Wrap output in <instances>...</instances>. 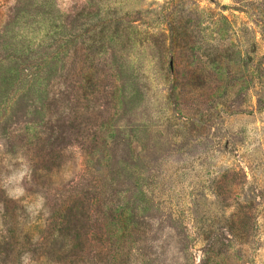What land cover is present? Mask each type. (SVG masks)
I'll return each instance as SVG.
<instances>
[{
    "label": "rangeland",
    "instance_id": "rangeland-1",
    "mask_svg": "<svg viewBox=\"0 0 264 264\" xmlns=\"http://www.w3.org/2000/svg\"><path fill=\"white\" fill-rule=\"evenodd\" d=\"M26 262L264 264V0H0V264Z\"/></svg>",
    "mask_w": 264,
    "mask_h": 264
},
{
    "label": "clouds",
    "instance_id": "clouds-1",
    "mask_svg": "<svg viewBox=\"0 0 264 264\" xmlns=\"http://www.w3.org/2000/svg\"><path fill=\"white\" fill-rule=\"evenodd\" d=\"M18 192H20L21 194H22V190H17ZM26 255L28 256V257H30V253H26ZM26 264H27V262H26Z\"/></svg>",
    "mask_w": 264,
    "mask_h": 264
}]
</instances>
